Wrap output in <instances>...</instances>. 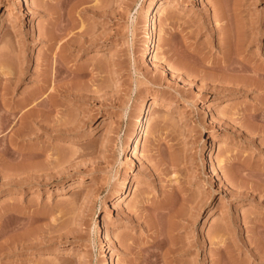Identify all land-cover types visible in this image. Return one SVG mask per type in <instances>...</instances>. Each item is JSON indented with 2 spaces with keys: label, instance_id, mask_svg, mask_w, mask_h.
Wrapping results in <instances>:
<instances>
[{
  "label": "rangeland",
  "instance_id": "rangeland-1",
  "mask_svg": "<svg viewBox=\"0 0 264 264\" xmlns=\"http://www.w3.org/2000/svg\"><path fill=\"white\" fill-rule=\"evenodd\" d=\"M152 1L0 0V264H264V0Z\"/></svg>",
  "mask_w": 264,
  "mask_h": 264
},
{
  "label": "bare ground",
  "instance_id": "bare-ground-1",
  "mask_svg": "<svg viewBox=\"0 0 264 264\" xmlns=\"http://www.w3.org/2000/svg\"><path fill=\"white\" fill-rule=\"evenodd\" d=\"M21 2H23V0H21ZM159 2H160V0H153L151 2V5L154 6V7H156L159 4ZM217 2H218V0H217ZM219 8L221 10L220 13H222V15L220 14L221 15V18H228V14H226V13L223 12V10H224L223 9V6H219ZM154 9H152V10L150 9L151 11L150 12L148 11V13L146 15L147 16V21L149 22V34H150V37H151V41H150V43L148 45V50H147L148 55L153 54V52L155 51V48H156V44H157V38H156L157 28L153 24V17L155 15H158V13H161L162 12V9L158 6V7H156L157 13L155 15H153ZM233 9L236 12V10L239 9V6L235 3ZM234 29H235L234 30L235 37H234V35L232 36L231 35L232 33H231L230 34L231 37H228V41H229L228 42V45L226 44L227 46H232V47L227 48V51H226V53H225V55H224V57L222 58L221 61L213 64L214 67H215V69H218V71L228 70L230 72L228 76H224V75H222V73L221 74L220 73H214V76L213 77L216 80H219V81L225 80V78H227V77H229V79H230L231 76L232 77L233 76L240 77L244 73L253 71L252 67H250L245 62V60H246L245 59V55H243L242 52H243L244 46L247 45L249 42H252L254 40V38H251L252 36L248 32H246V29L244 27V24H243V22L240 19H236L235 20ZM49 34H50L49 37H48L49 40L53 41V40H55L57 38L56 37L54 39L53 36H55V35L51 36L52 33H49ZM232 37L235 38V42L232 39ZM232 40H233L234 43L232 42ZM233 44H235V45L233 46ZM159 102L160 101H159V98L157 96L150 97V99H148L147 101H145V103H144V105H143V107L141 109L140 116L138 118L137 128L135 129V132L131 135V139H130L131 141L135 142V140H137V137L139 135H145L147 133V130H148V119H149L150 109H151V107H152L153 104H157ZM106 122H108V121H105V123ZM135 147H137V144H136ZM176 157L177 156L174 155L172 157L173 160H176ZM130 182H131V179H126L124 181L125 184H129ZM165 203H163V206H165ZM166 206H167V204H166ZM166 206L163 207V208L160 206L162 209L158 211L159 212L158 214L160 216L157 217V218H160L161 217V219H164V221L167 223L166 225L163 224V226L164 225L166 226L165 229L164 228L162 229V227H160V226H162L161 224H160V226H158L159 228H161V230H164V231L166 230L163 233V235H161L162 237L164 235L165 236H164V238L159 243L162 246L171 243L170 244L171 245L170 247L172 249V248H176L177 247V244L174 243L175 242L174 241V237H175V234H176V233H174V226L175 225H178V223H179L178 222L179 221L178 217L181 216V218L182 217L184 218L187 213L185 214V212H183L182 210H180L179 212H177V211L175 212V210L173 211V209H172L173 212H171V210H170L171 207L168 209V208H166ZM157 208H159V207L157 206ZM181 211H182V213H181ZM185 218H187V217H185ZM161 221L163 222V220H161ZM157 223H159V221ZM161 230H160V232L158 231L159 234L161 233ZM128 247L130 248V246H128ZM113 262H114V260L112 259L110 261V263L113 264Z\"/></svg>",
  "mask_w": 264,
  "mask_h": 264
}]
</instances>
